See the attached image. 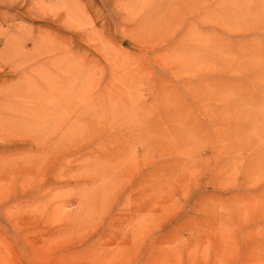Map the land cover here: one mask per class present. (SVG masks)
<instances>
[{"label": "rangeland", "instance_id": "obj_1", "mask_svg": "<svg viewBox=\"0 0 264 264\" xmlns=\"http://www.w3.org/2000/svg\"><path fill=\"white\" fill-rule=\"evenodd\" d=\"M0 264H264V0H0Z\"/></svg>", "mask_w": 264, "mask_h": 264}]
</instances>
